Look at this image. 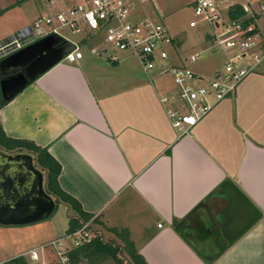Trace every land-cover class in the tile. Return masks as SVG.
<instances>
[{
    "label": "crops",
    "instance_id": "1",
    "mask_svg": "<svg viewBox=\"0 0 264 264\" xmlns=\"http://www.w3.org/2000/svg\"><path fill=\"white\" fill-rule=\"evenodd\" d=\"M7 14L0 41L25 28L7 29ZM89 36L80 60L60 61L0 109L4 134L45 148L93 234L122 246L115 233L126 231L147 264H264V67L180 133L160 101L176 93L172 80L126 55L110 61ZM60 237L47 221L0 225V264L49 256Z\"/></svg>",
    "mask_w": 264,
    "mask_h": 264
},
{
    "label": "built area",
    "instance_id": "2",
    "mask_svg": "<svg viewBox=\"0 0 264 264\" xmlns=\"http://www.w3.org/2000/svg\"><path fill=\"white\" fill-rule=\"evenodd\" d=\"M242 1L241 4L233 5H238L243 10L244 17L236 20L227 17L224 22L216 11V0H193L194 16L212 30L213 44L209 49L220 51L224 58L223 68L213 71L209 78L187 66L188 62L197 61L199 53L191 54L188 58L178 57L180 64H175L167 51V48L175 47V40L167 29L154 20H131L130 9L124 0H81L80 3H72L62 10L40 16L32 27H25L6 42L0 43V58L51 34L68 41L58 33L62 28L74 32L82 29L95 33L103 32L110 50L104 49L102 52L110 61H117L123 55L131 56L145 73L156 70L169 74L176 93L171 97L164 96L160 101L171 103L172 106L166 109L171 126L180 133H186L201 121L216 103L234 97L244 78L264 60V47L260 44L257 26L258 19L264 17V0ZM249 18L253 19V23L244 25V19ZM42 26L49 27V30L44 31ZM196 26V21L189 22V28ZM73 46L74 49L67 53L61 62L72 64L82 58V52ZM248 54H251L250 64L244 61ZM93 231L89 222L82 223L77 230L45 246L51 247L52 256L40 257L37 250L26 254L29 263L73 264L70 252L75 248L90 245ZM67 240H70V245L66 244Z\"/></svg>",
    "mask_w": 264,
    "mask_h": 264
},
{
    "label": "rangeland",
    "instance_id": "3",
    "mask_svg": "<svg viewBox=\"0 0 264 264\" xmlns=\"http://www.w3.org/2000/svg\"><path fill=\"white\" fill-rule=\"evenodd\" d=\"M80 2L81 0H52L51 2H48V0H0V13H8L7 17L16 19L14 24H8L7 29H13V26H17L20 23L25 24V27H32L34 21L38 17L51 14L53 11L62 10L63 8L70 6L72 3ZM124 2L130 9L131 20H154L167 29L168 33L173 37L177 44V50L176 47L167 48L171 59L175 63L177 61V63L180 64L178 56L188 58L191 54L199 53L200 55L196 62L187 63V66L192 71L199 74H205V76L209 78L211 77L210 69L213 66L217 69L223 68L224 58L222 53L218 50L209 49L213 44L211 28L205 22L194 16L193 0H124ZM239 3L241 4L243 1L216 0V11L220 14L223 21L226 22L228 17V7ZM2 8L6 9L3 11ZM190 21L197 22L196 28H189ZM257 26L259 27L258 30L261 28V32H264V17L259 18ZM42 28L44 31L49 30V27L47 26H42ZM18 32L19 31L15 32L13 35ZM58 33L62 38L69 40L78 48L82 46L80 41L88 37V34H91L92 37L89 36L90 39L99 44V48L102 49L104 47L107 50H110L105 38V33L103 32L95 33L89 29H82L79 30V32H74L68 28H62ZM13 35L1 40L0 43L2 44L3 42H6ZM259 37L261 38L260 30ZM81 50H83V47H81ZM128 59L131 62L136 63L135 58L128 56ZM244 61L248 64L252 63L251 54H248ZM258 67H264V60L258 65ZM140 70H142L141 67ZM140 70L139 74L143 77L144 73ZM147 74L149 76L160 74L163 77H166L167 81L171 82V77L168 73H158L156 70H153ZM71 215V212H67L64 205L58 204L51 216L43 221L52 223L63 237L65 235V230H68L69 218ZM104 236L106 238L109 237L106 232ZM65 242L70 245V240ZM46 252L49 256L53 255V253H51V247L47 248ZM118 256L122 258L123 264H127L123 252ZM25 260L29 261L27 258H25ZM81 264H89V261L84 259ZM91 264L117 263L111 258H106L101 261H94Z\"/></svg>",
    "mask_w": 264,
    "mask_h": 264
},
{
    "label": "water",
    "instance_id": "4",
    "mask_svg": "<svg viewBox=\"0 0 264 264\" xmlns=\"http://www.w3.org/2000/svg\"><path fill=\"white\" fill-rule=\"evenodd\" d=\"M73 49L70 42L51 34L4 57L0 60L2 99L6 102L13 99ZM55 205L45 192L44 177L29 154L0 152L1 226H24L46 220Z\"/></svg>",
    "mask_w": 264,
    "mask_h": 264
},
{
    "label": "trees",
    "instance_id": "5",
    "mask_svg": "<svg viewBox=\"0 0 264 264\" xmlns=\"http://www.w3.org/2000/svg\"><path fill=\"white\" fill-rule=\"evenodd\" d=\"M227 16L231 20L244 17L243 10L238 5H232L227 10ZM253 23V19H244V25ZM0 93V109L6 104ZM0 152L6 154L26 153L29 154L36 168L44 177V190L55 201V208L58 204H64L70 209L69 227L66 231L72 233L77 230L82 223L90 219V215L84 213L78 201L65 193L58 184V176L61 171L59 163L47 152L45 148L35 145L33 142L7 137L0 126ZM55 210V209H54ZM94 232V231H93ZM115 235L122 241V246L116 245L114 240L104 241L98 232H95L89 247L75 248L70 252V259L73 264H80L84 259L89 264L98 259L111 258L117 264H123L122 258L118 255L124 253L127 264H147L143 257L138 254L134 245L129 240L126 231L116 232ZM8 264H30L24 257H17Z\"/></svg>",
    "mask_w": 264,
    "mask_h": 264
},
{
    "label": "flooded vegetation",
    "instance_id": "6",
    "mask_svg": "<svg viewBox=\"0 0 264 264\" xmlns=\"http://www.w3.org/2000/svg\"><path fill=\"white\" fill-rule=\"evenodd\" d=\"M6 57V56H5ZM4 57L0 58V60H2Z\"/></svg>",
    "mask_w": 264,
    "mask_h": 264
}]
</instances>
